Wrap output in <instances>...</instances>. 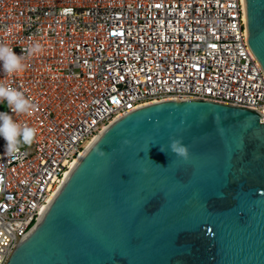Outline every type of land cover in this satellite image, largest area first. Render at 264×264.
I'll use <instances>...</instances> for the list:
<instances>
[{
	"label": "built area",
	"instance_id": "obj_1",
	"mask_svg": "<svg viewBox=\"0 0 264 264\" xmlns=\"http://www.w3.org/2000/svg\"><path fill=\"white\" fill-rule=\"evenodd\" d=\"M24 53L25 70H0L31 115L0 111L36 129L3 157L0 264L42 214L88 143L131 109L199 99L264 113V72L248 47L241 0H0V44Z\"/></svg>",
	"mask_w": 264,
	"mask_h": 264
},
{
	"label": "water",
	"instance_id": "obj_2",
	"mask_svg": "<svg viewBox=\"0 0 264 264\" xmlns=\"http://www.w3.org/2000/svg\"><path fill=\"white\" fill-rule=\"evenodd\" d=\"M241 8L264 72V0ZM98 135L6 264H264V113L160 100Z\"/></svg>",
	"mask_w": 264,
	"mask_h": 264
},
{
	"label": "clouds",
	"instance_id": "obj_3",
	"mask_svg": "<svg viewBox=\"0 0 264 264\" xmlns=\"http://www.w3.org/2000/svg\"><path fill=\"white\" fill-rule=\"evenodd\" d=\"M41 51L42 45L39 42L30 44L21 54H16L11 47L0 44V70L5 74L21 73L25 70L24 53L34 56ZM0 102H6L12 114L31 115L35 110L34 103L21 91L5 85H0ZM12 114L0 111V137L6 142L3 157L7 159H14L21 147L31 145L36 137L35 128L17 123ZM168 150L177 157L187 159L189 156L187 146L180 140H171ZM161 151H166L163 146Z\"/></svg>",
	"mask_w": 264,
	"mask_h": 264
},
{
	"label": "bare ground",
	"instance_id": "obj_4",
	"mask_svg": "<svg viewBox=\"0 0 264 264\" xmlns=\"http://www.w3.org/2000/svg\"><path fill=\"white\" fill-rule=\"evenodd\" d=\"M98 136H99V135H97L95 138H93V140H92L90 143H88L86 149H87V148H88V147H89V146L95 141V139H96ZM86 149H85V150H86ZM85 150L83 151V153L85 152ZM83 153H81L80 156H81ZM80 156H79V157H80ZM79 157H78V158H79ZM78 158H77V159H78ZM77 159H76V160H77ZM75 162H76V161H75ZM75 162H74V163H75ZM74 163H73V164H74ZM72 166H73V165H72ZM67 173H68V172H67ZM66 175H67V174H66ZM66 175H65V176H66Z\"/></svg>",
	"mask_w": 264,
	"mask_h": 264
}]
</instances>
